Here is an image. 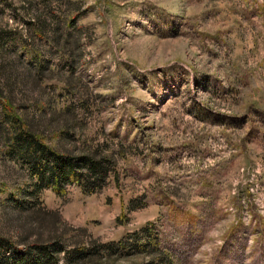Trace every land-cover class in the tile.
Segmentation results:
<instances>
[{"label": "rangeland", "instance_id": "1", "mask_svg": "<svg viewBox=\"0 0 264 264\" xmlns=\"http://www.w3.org/2000/svg\"><path fill=\"white\" fill-rule=\"evenodd\" d=\"M13 123L102 179L39 182ZM53 242L48 264H264V0H0V264Z\"/></svg>", "mask_w": 264, "mask_h": 264}, {"label": "trees", "instance_id": "2", "mask_svg": "<svg viewBox=\"0 0 264 264\" xmlns=\"http://www.w3.org/2000/svg\"><path fill=\"white\" fill-rule=\"evenodd\" d=\"M13 123V141L14 147L19 150V153L23 155H31L36 156L37 153L42 154L45 159H48V164L46 165L48 171V177H44L42 171H39L38 164H32L33 172H37L38 180L42 183H63L68 181L70 178L75 177V171L79 168H84L87 171V175L89 177H93L94 179H102L104 169L101 167L100 162L95 160V157L88 155H79L77 157H69L65 162H59L58 158L55 155L47 153L44 150V147L39 144L38 141L35 140L34 135L31 131H28L24 128H20L19 126H15ZM20 154V155H21ZM36 162V161H35ZM50 165V166H49ZM78 165V168L76 167ZM43 210H37L33 219H36L38 224H43L46 219L51 220V223L55 224V218L53 214L45 216V214H39ZM46 213V212H45ZM47 214V215H48ZM53 216V217H52ZM33 249L35 262L48 264L50 260H53L51 257L52 254H59L61 252L60 247L57 242H53L49 244V246H43V244H35ZM113 247L108 245H96L92 246L90 250L83 248L77 249L69 254H67L66 264H85L92 262H99V253L105 252L108 256H110L113 252Z\"/></svg>", "mask_w": 264, "mask_h": 264}]
</instances>
